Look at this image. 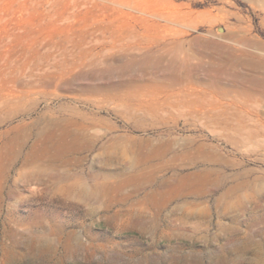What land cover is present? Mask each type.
Instances as JSON below:
<instances>
[{"label":"rangeland","instance_id":"374dc122","mask_svg":"<svg viewBox=\"0 0 264 264\" xmlns=\"http://www.w3.org/2000/svg\"><path fill=\"white\" fill-rule=\"evenodd\" d=\"M261 32L264 0H0V264H264ZM64 118L100 123L75 168L169 180L91 213L14 181Z\"/></svg>","mask_w":264,"mask_h":264},{"label":"bare ground","instance_id":"6f19581e","mask_svg":"<svg viewBox=\"0 0 264 264\" xmlns=\"http://www.w3.org/2000/svg\"><path fill=\"white\" fill-rule=\"evenodd\" d=\"M95 125H100V123L98 121H87L85 118H64L55 122L49 121L48 126L51 136L53 134L55 136L56 130H59L54 141L50 140V143L39 148H36V145L33 144L23 155H20L21 152L14 153L10 159V165L14 164L19 156H22L23 167L33 162L42 165L48 164L51 167L45 168L44 173L39 170L37 172L39 174L32 172L23 173L24 171L17 172L20 178H15L14 181L21 180L28 183L35 179L40 182H51L50 180L54 179L56 182H62L59 184L60 188L58 190L68 197L82 200L87 205L88 212L91 213L96 212L101 207L103 210H108L114 203L127 202L131 195L128 190H125L128 185H133L132 190L134 192L139 187L145 189L147 185L153 184L155 180L158 183H165L169 180L164 176L156 177L151 170L144 168L133 172L120 171L116 176L113 174L94 173L93 171L85 170V168H75L74 166L79 165L82 161V157L78 155L80 151L91 149L95 146L94 140L99 136L89 132L90 128ZM42 132L39 131L38 135L42 134ZM111 139H114V136L107 137V141ZM112 145V143H104L98 146V149H100L99 153L104 154L107 161L111 160ZM58 166L65 168L61 169ZM187 175L189 176V174L180 175L175 172L171 178H175L181 183L188 177ZM170 191L171 194L174 192L179 195L182 190ZM161 192L157 188L151 189L149 192H145L141 199L147 204L160 207L161 201L165 200ZM188 193H195V191L189 190Z\"/></svg>","mask_w":264,"mask_h":264},{"label":"water","instance_id":"95a60500","mask_svg":"<svg viewBox=\"0 0 264 264\" xmlns=\"http://www.w3.org/2000/svg\"><path fill=\"white\" fill-rule=\"evenodd\" d=\"M216 30H217V31H221V30H222V27H221V26H218V27L216 28Z\"/></svg>","mask_w":264,"mask_h":264},{"label":"trees","instance_id":"16d2710c","mask_svg":"<svg viewBox=\"0 0 264 264\" xmlns=\"http://www.w3.org/2000/svg\"><path fill=\"white\" fill-rule=\"evenodd\" d=\"M260 34L264 37V32H261Z\"/></svg>","mask_w":264,"mask_h":264}]
</instances>
